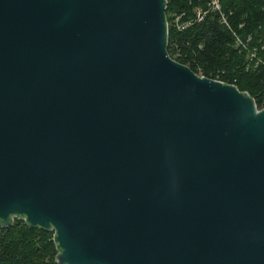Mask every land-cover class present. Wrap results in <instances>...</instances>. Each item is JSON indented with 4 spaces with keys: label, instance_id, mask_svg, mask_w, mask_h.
Returning <instances> with one entry per match:
<instances>
[{
    "label": "water",
    "instance_id": "water-1",
    "mask_svg": "<svg viewBox=\"0 0 264 264\" xmlns=\"http://www.w3.org/2000/svg\"><path fill=\"white\" fill-rule=\"evenodd\" d=\"M168 0H0V224L59 264H264V107L168 51Z\"/></svg>",
    "mask_w": 264,
    "mask_h": 264
},
{
    "label": "trees",
    "instance_id": "trees-1",
    "mask_svg": "<svg viewBox=\"0 0 264 264\" xmlns=\"http://www.w3.org/2000/svg\"><path fill=\"white\" fill-rule=\"evenodd\" d=\"M220 4L219 11L210 0H168L169 22L168 11L180 15L182 23L191 22L182 30L169 28V54L199 75L249 92L263 108L264 0H220ZM249 51L256 54V58L250 57L252 61ZM53 237L51 231L21 220L10 227L0 224V264H59Z\"/></svg>",
    "mask_w": 264,
    "mask_h": 264
},
{
    "label": "rangeland",
    "instance_id": "rangeland-1",
    "mask_svg": "<svg viewBox=\"0 0 264 264\" xmlns=\"http://www.w3.org/2000/svg\"><path fill=\"white\" fill-rule=\"evenodd\" d=\"M168 15H169V17H170L169 28H170L172 31H174V30H175V31H176V30H182V29H184V27L186 28V27L188 26V25H187V22H186V23H182V22H181V16L178 15L176 12L168 11ZM179 20H180V21H179ZM172 53H173L174 57H178V56H179V53H178V51H176V50H173ZM251 54H252V52L249 51V52H248V59H249L250 61H252L251 59L256 58V57H254V55H253V58H252ZM250 57H251V59H250ZM250 93L254 94V92H253L252 89L250 90Z\"/></svg>",
    "mask_w": 264,
    "mask_h": 264
},
{
    "label": "built area",
    "instance_id": "built-area-1",
    "mask_svg": "<svg viewBox=\"0 0 264 264\" xmlns=\"http://www.w3.org/2000/svg\"><path fill=\"white\" fill-rule=\"evenodd\" d=\"M210 4H211V6H212V8L214 9V10H221V4H220V0H210ZM202 13H201V11H199L198 12V17L200 18V19H202L203 18V16L201 15ZM180 21V20H179ZM191 24V22H187V25L189 26ZM185 28V27H184ZM241 42V41H240ZM253 55H254V57H256V54L254 53V52H252V54H251V56H252V58H253ZM174 59V58H173ZM201 75V74H200ZM201 76H204V75H201ZM218 80H220V79H218ZM16 220H21V221H23V222H25L26 223V220L24 219V218H15V222H16ZM14 222V223H15ZM52 233H53V235H54V232L53 231H51Z\"/></svg>",
    "mask_w": 264,
    "mask_h": 264
}]
</instances>
